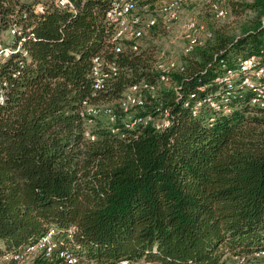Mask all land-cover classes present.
Segmentation results:
<instances>
[{
	"label": "trees",
	"instance_id": "obj_1",
	"mask_svg": "<svg viewBox=\"0 0 264 264\" xmlns=\"http://www.w3.org/2000/svg\"><path fill=\"white\" fill-rule=\"evenodd\" d=\"M220 1L234 27L212 30L135 110H168L169 126L157 131L125 127L118 103L134 84L157 85L158 59L144 43L114 52L109 0H73L75 13L42 15L0 0V37L12 20L24 37L22 51L0 65L9 83L0 108V254L50 226L75 228L81 264H233L264 250V108L251 103L250 90L227 111L203 105L193 116L184 106L220 92L223 65L264 56V0ZM166 33L155 27L148 37ZM95 56L117 70L97 93ZM84 102L111 107L116 121L89 123Z\"/></svg>",
	"mask_w": 264,
	"mask_h": 264
},
{
	"label": "built area",
	"instance_id": "obj_2",
	"mask_svg": "<svg viewBox=\"0 0 264 264\" xmlns=\"http://www.w3.org/2000/svg\"><path fill=\"white\" fill-rule=\"evenodd\" d=\"M30 5L32 12L42 15L54 9L75 13L73 0H20ZM202 0H109L105 12V21L112 28L109 43L112 44L115 53H121L125 46L131 51L137 52L142 47L144 40L150 35V31L157 27L164 32H169L173 25L177 24L183 11L190 5H196ZM209 9L217 20L228 17V11L221 5L220 0H211ZM25 17V15H23ZM183 35L186 39L184 54L190 53L194 48L203 46L211 37L206 26L195 17L189 18L183 25ZM24 37L18 23L12 20L7 31L0 37V65L9 59L13 51H22ZM24 52V51H23ZM26 55V52L23 53ZM90 78L94 93L104 91L108 81L117 74L116 67L106 63L101 57L95 56L91 61ZM180 64L169 59H159L155 64L157 72V85L141 82L130 86L123 94L118 105L125 118V127L133 129L139 125L151 124L155 130L161 131L170 124V113L163 110L158 116L138 115L136 109L145 105V94H154L159 85L170 82V75L178 70ZM215 79V83L221 88L216 96H207L196 101L190 107L191 114L196 116L203 105H207L215 111H227V104L241 96L245 90L252 92L251 103L264 108V56L251 55L238 59L235 68H226ZM181 69V68H180ZM9 83L0 71V108L7 100ZM81 115L89 118V123L94 117L105 116L113 123L117 115L109 106H92L86 102ZM86 136L94 139L89 133ZM75 228H59L50 226L35 240L18 247L17 249L4 251L0 254V264H81L82 259L75 252L74 247ZM264 257V250L249 255H240L233 258V264H252L257 258ZM112 264H159L156 262L141 260L132 262L128 259H120ZM261 264H264L261 263Z\"/></svg>",
	"mask_w": 264,
	"mask_h": 264
},
{
	"label": "rangeland",
	"instance_id": "obj_3",
	"mask_svg": "<svg viewBox=\"0 0 264 264\" xmlns=\"http://www.w3.org/2000/svg\"><path fill=\"white\" fill-rule=\"evenodd\" d=\"M211 0H202L193 7H188L183 11L180 21L173 25L171 30L166 34L160 35L156 38L147 37L144 41V47L151 50L156 59H172L180 63L184 56V48L186 39L183 35V25L191 17H195L201 24L205 25L209 32L214 29L234 27V20L232 16H228L223 20L214 18L212 11L209 9V2ZM84 264V263H82Z\"/></svg>",
	"mask_w": 264,
	"mask_h": 264
}]
</instances>
